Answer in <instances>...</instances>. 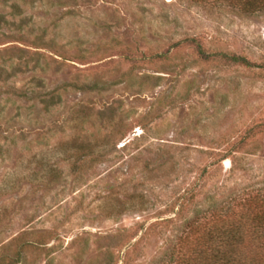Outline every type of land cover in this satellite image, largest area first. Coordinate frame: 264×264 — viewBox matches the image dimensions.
Listing matches in <instances>:
<instances>
[{"label":"rangeland","instance_id":"obj_1","mask_svg":"<svg viewBox=\"0 0 264 264\" xmlns=\"http://www.w3.org/2000/svg\"><path fill=\"white\" fill-rule=\"evenodd\" d=\"M260 195L264 11L0 0V264H168Z\"/></svg>","mask_w":264,"mask_h":264},{"label":"trees","instance_id":"obj_2","mask_svg":"<svg viewBox=\"0 0 264 264\" xmlns=\"http://www.w3.org/2000/svg\"><path fill=\"white\" fill-rule=\"evenodd\" d=\"M229 1L245 13L264 11V0ZM225 58L251 65L241 57ZM168 264H264V196L243 198L214 212L180 240Z\"/></svg>","mask_w":264,"mask_h":264}]
</instances>
